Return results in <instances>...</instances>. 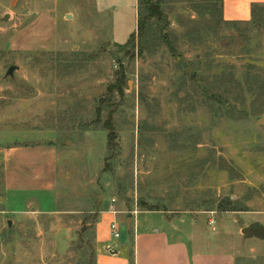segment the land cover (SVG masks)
<instances>
[{
	"label": "rangeland",
	"instance_id": "obj_1",
	"mask_svg": "<svg viewBox=\"0 0 264 264\" xmlns=\"http://www.w3.org/2000/svg\"><path fill=\"white\" fill-rule=\"evenodd\" d=\"M156 2L137 37L141 0H0V151L57 152L53 191L1 188L0 264L126 256L135 224L161 233L144 211L201 254L264 264V239L241 234L264 229V7L228 24L218 0Z\"/></svg>",
	"mask_w": 264,
	"mask_h": 264
},
{
	"label": "crops",
	"instance_id": "obj_2",
	"mask_svg": "<svg viewBox=\"0 0 264 264\" xmlns=\"http://www.w3.org/2000/svg\"><path fill=\"white\" fill-rule=\"evenodd\" d=\"M17 1L10 0V4L15 5ZM261 6H264V0H222V19L228 23H246L251 19L252 8ZM56 153L53 144H49L46 147L21 146L1 150L0 164H3L5 169L10 170V172L7 171L3 183L0 185V191L1 188H5V190L18 189L22 192L31 189H41L46 192L53 191L49 180H51L54 173V166L57 160ZM33 159H41L40 161L43 162L41 165L40 163H28ZM37 165H40L41 168L39 169L40 171H35L36 174L26 171L37 168ZM12 171L14 174L11 173ZM42 181H45L46 185L38 187L36 184ZM33 205V202H28L27 211H19L20 215L39 214V209H36V211L28 210ZM1 213L4 214L5 212L1 211ZM139 213L151 215V217L156 216L153 221L156 220L155 224L158 228H161V233H155L148 227L142 232H136L135 224L133 235L130 236L132 245H129V250L131 249V254L128 253L125 256L126 249L122 250V253H118L115 250H112V253L110 249V255H98V264H225V261L226 264H233L232 258L230 259L229 256L227 258L226 256L199 253L196 248L198 243L192 230L186 231L181 227H174L169 220L161 219L159 213L146 211ZM179 220L180 223L184 222L186 228L188 227L186 222H189L191 229L194 228L191 218ZM132 221L133 225L137 223L134 220ZM146 224L148 223L146 222ZM220 261H223V263Z\"/></svg>",
	"mask_w": 264,
	"mask_h": 264
},
{
	"label": "trees",
	"instance_id": "obj_3",
	"mask_svg": "<svg viewBox=\"0 0 264 264\" xmlns=\"http://www.w3.org/2000/svg\"><path fill=\"white\" fill-rule=\"evenodd\" d=\"M221 1L222 0H218V3L220 5V16L222 19V13H221ZM141 4L142 6L145 8L146 12L145 14L142 16L141 14V18L137 21V26H136V35L137 37H141L144 33L145 30V26L148 20L152 19V18H157L160 19L161 18V13L159 10V6L158 3L156 2V0H141ZM264 6L261 7H254L252 8V12H251V18L254 15V11L257 8H263ZM223 21V19H222ZM224 23H228L223 21ZM229 24V23H228ZM131 41H134V35L131 36L130 38ZM124 79V73L120 72L117 76V87H120V84L123 82ZM104 128L107 131V142L108 145H114L115 143V133L113 131V126L111 125V123L109 122H105L104 124ZM225 211V210H224Z\"/></svg>",
	"mask_w": 264,
	"mask_h": 264
},
{
	"label": "water",
	"instance_id": "obj_4",
	"mask_svg": "<svg viewBox=\"0 0 264 264\" xmlns=\"http://www.w3.org/2000/svg\"><path fill=\"white\" fill-rule=\"evenodd\" d=\"M69 16H67L68 18ZM15 67H10L7 71L8 75H11L13 73V71L15 70ZM258 125L263 126L264 127V119H261L258 121ZM129 223H127V230H129ZM241 234L243 235V237L245 239L247 238H251V237H257V238H261L264 239V229L263 228H257L255 229V224H251L248 227L244 228L241 230Z\"/></svg>",
	"mask_w": 264,
	"mask_h": 264
},
{
	"label": "built area",
	"instance_id": "obj_5",
	"mask_svg": "<svg viewBox=\"0 0 264 264\" xmlns=\"http://www.w3.org/2000/svg\"><path fill=\"white\" fill-rule=\"evenodd\" d=\"M112 203H114V201H112ZM109 213H111V214H116V212L115 211H113V209H111L110 211H109ZM109 230H110V234H111V236L114 238V239H118L120 236H119V234H118V231H117V226H116V224H115V222H112V223H110V225H109ZM110 250V249H109ZM111 252H112V250H110ZM113 253V252H112Z\"/></svg>",
	"mask_w": 264,
	"mask_h": 264
}]
</instances>
